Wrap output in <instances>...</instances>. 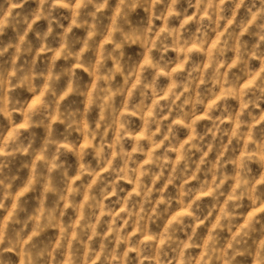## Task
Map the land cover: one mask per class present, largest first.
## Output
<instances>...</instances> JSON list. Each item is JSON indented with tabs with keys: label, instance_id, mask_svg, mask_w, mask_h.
I'll list each match as a JSON object with an SVG mask.
<instances>
[{
	"label": "clouds",
	"instance_id": "obj_1",
	"mask_svg": "<svg viewBox=\"0 0 264 264\" xmlns=\"http://www.w3.org/2000/svg\"><path fill=\"white\" fill-rule=\"evenodd\" d=\"M0 264H264V0H0Z\"/></svg>",
	"mask_w": 264,
	"mask_h": 264
}]
</instances>
